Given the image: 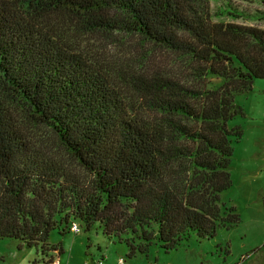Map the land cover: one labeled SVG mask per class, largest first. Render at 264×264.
<instances>
[{"label":"trees","instance_id":"1","mask_svg":"<svg viewBox=\"0 0 264 264\" xmlns=\"http://www.w3.org/2000/svg\"><path fill=\"white\" fill-rule=\"evenodd\" d=\"M213 17L210 0H0V238L54 264L50 235L74 223L148 256L240 221L221 199L243 136L229 121L235 95L264 79V28ZM77 28L150 45L143 85L79 48ZM165 55L183 67L167 71ZM20 108L72 163L34 140Z\"/></svg>","mask_w":264,"mask_h":264},{"label":"rangeland","instance_id":"2","mask_svg":"<svg viewBox=\"0 0 264 264\" xmlns=\"http://www.w3.org/2000/svg\"><path fill=\"white\" fill-rule=\"evenodd\" d=\"M210 5L214 20L264 28V3L261 0H210ZM223 10L237 12L240 16L217 15ZM72 32L77 35L79 48L106 63L118 79L124 82L126 78L122 75H128L133 84L143 85L135 77L146 80V69L140 67L152 63L147 58L152 50L150 45L122 34L83 33L78 28L77 32ZM158 61L167 71L183 67L171 55L160 57ZM152 68L158 70L155 65ZM128 85L135 89L130 83ZM234 100L242 113L229 121V127L240 126L243 136L233 146L230 168L233 184L222 193L221 199L226 207H234L239 214L240 221L235 226L220 228L211 240L199 241L192 236L178 249L169 252L152 245L148 256L140 253L129 256L126 243L109 239L98 225L89 231L81 227L80 232L65 235L56 229L49 238L51 244L63 248L62 253L51 252L56 260L60 264H118L120 258L126 260L125 264H264V79H256L250 90L235 95ZM21 110L19 119L30 125L34 140L55 151L62 161L72 163L54 132L45 126H34L25 108ZM47 262L48 257L43 259L39 247L28 246L14 238H0V264Z\"/></svg>","mask_w":264,"mask_h":264},{"label":"built area","instance_id":"3","mask_svg":"<svg viewBox=\"0 0 264 264\" xmlns=\"http://www.w3.org/2000/svg\"><path fill=\"white\" fill-rule=\"evenodd\" d=\"M72 230L74 231V233H78L81 231V227L77 223H74L72 225ZM54 264H60V263L58 261H56V262H54ZM86 264H88V263H86ZM118 264H125L124 258H120Z\"/></svg>","mask_w":264,"mask_h":264},{"label":"crops","instance_id":"4","mask_svg":"<svg viewBox=\"0 0 264 264\" xmlns=\"http://www.w3.org/2000/svg\"><path fill=\"white\" fill-rule=\"evenodd\" d=\"M55 261H57V260H55ZM86 263L90 264L89 262H86ZM86 263H85V264H86Z\"/></svg>","mask_w":264,"mask_h":264}]
</instances>
